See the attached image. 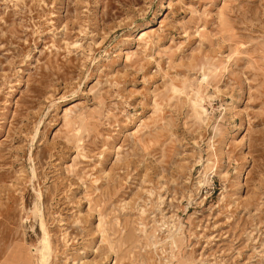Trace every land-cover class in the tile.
Masks as SVG:
<instances>
[{"label": "rangeland", "instance_id": "rangeland-1", "mask_svg": "<svg viewBox=\"0 0 264 264\" xmlns=\"http://www.w3.org/2000/svg\"><path fill=\"white\" fill-rule=\"evenodd\" d=\"M0 264H264V0H0Z\"/></svg>", "mask_w": 264, "mask_h": 264}, {"label": "bare ground", "instance_id": "bare-ground-1", "mask_svg": "<svg viewBox=\"0 0 264 264\" xmlns=\"http://www.w3.org/2000/svg\"><path fill=\"white\" fill-rule=\"evenodd\" d=\"M42 230H43V229H42ZM43 237H44V240H43L44 243H45V244H48L47 234H46L45 231H44V236H43ZM41 240H42V239H41ZM41 240H40V241H41ZM41 244H42V243H41ZM47 253H48V252H47V248H44V250H43V256H44L45 258L48 257V256H47ZM46 259H47V258H46ZM42 262H44V260H43ZM40 263H41V262H40Z\"/></svg>", "mask_w": 264, "mask_h": 264}]
</instances>
